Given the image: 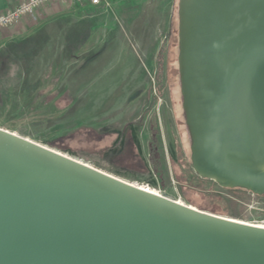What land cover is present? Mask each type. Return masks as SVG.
Listing matches in <instances>:
<instances>
[{
    "label": "water",
    "instance_id": "95a60500",
    "mask_svg": "<svg viewBox=\"0 0 264 264\" xmlns=\"http://www.w3.org/2000/svg\"><path fill=\"white\" fill-rule=\"evenodd\" d=\"M176 15L191 168L264 194V0H177ZM0 264H264V226L0 127Z\"/></svg>",
    "mask_w": 264,
    "mask_h": 264
},
{
    "label": "rangeland",
    "instance_id": "374dc122",
    "mask_svg": "<svg viewBox=\"0 0 264 264\" xmlns=\"http://www.w3.org/2000/svg\"><path fill=\"white\" fill-rule=\"evenodd\" d=\"M65 14L55 30L42 33L36 49L32 41L9 44L15 54L6 57L17 65L13 76L0 78V127L169 198L264 224V194L220 187L191 168L178 85L176 1L110 0L105 9ZM3 58L0 53V63ZM133 87L142 102L136 140L106 131L112 118H102ZM147 90L150 102L143 100Z\"/></svg>",
    "mask_w": 264,
    "mask_h": 264
},
{
    "label": "crops",
    "instance_id": "0c3cea01",
    "mask_svg": "<svg viewBox=\"0 0 264 264\" xmlns=\"http://www.w3.org/2000/svg\"><path fill=\"white\" fill-rule=\"evenodd\" d=\"M18 1L19 0H0V12L13 7L15 4H17ZM175 1L177 5V0ZM78 7L82 8L83 6H79L76 4L69 5L62 1H53L46 3L39 9V20L36 24H28L25 20H22L17 26L0 33V52L7 51L10 55L15 54V48H12V46H9V44L20 42L22 40L32 41L31 43L34 44L33 46L36 49L38 47V39L40 37L43 38L42 33L49 29L55 30L56 23H61L63 22L62 19L67 18L65 13H67L72 8ZM94 7L105 9L108 6L100 5ZM37 36L39 37L37 38Z\"/></svg>",
    "mask_w": 264,
    "mask_h": 264
},
{
    "label": "flooded vegetation",
    "instance_id": "af4514ba",
    "mask_svg": "<svg viewBox=\"0 0 264 264\" xmlns=\"http://www.w3.org/2000/svg\"><path fill=\"white\" fill-rule=\"evenodd\" d=\"M126 83L127 81L124 80L123 86H126L128 84ZM144 84L145 82H142L140 86L141 85L143 86ZM146 85L148 86V88L150 87V84H146ZM146 93H147L145 94L146 97L143 98V100L146 99L145 100L146 102H150L151 101L150 99H152L150 90H147ZM125 99L117 100L116 101L117 104L113 108H111L112 105H110L109 108L107 107V109H105L104 112H108V110H111L110 111L111 113L110 112L105 113L106 115H104L102 118H105V117L106 119L112 118L111 121L106 123V128H105L106 131L109 130L110 132L117 133V134L128 133L130 138L133 140V137L134 139L137 138V134L139 133L138 132L139 130L136 129V114L135 113L139 111L140 104H142L140 99L136 100L137 99L136 98V87L132 88V90L130 91V95L128 93V95L125 96ZM115 118L117 119L116 121H115ZM183 123H184V119H183ZM183 125L187 133L186 126L185 124Z\"/></svg>",
    "mask_w": 264,
    "mask_h": 264
},
{
    "label": "built area",
    "instance_id": "2783aa9c",
    "mask_svg": "<svg viewBox=\"0 0 264 264\" xmlns=\"http://www.w3.org/2000/svg\"><path fill=\"white\" fill-rule=\"evenodd\" d=\"M62 1L69 5L108 6L110 0H19L13 7L0 12V33L17 26L22 20L36 24L39 20V9L46 3ZM263 226L264 224H256Z\"/></svg>",
    "mask_w": 264,
    "mask_h": 264
},
{
    "label": "trees",
    "instance_id": "16d2710c",
    "mask_svg": "<svg viewBox=\"0 0 264 264\" xmlns=\"http://www.w3.org/2000/svg\"><path fill=\"white\" fill-rule=\"evenodd\" d=\"M176 7H177V5H176ZM26 41H28V40H26ZM0 53H2V56L4 57L2 59V61H1V63H0V78L3 79V78H8V77L13 76L15 74V72L11 71V69H12L13 65H17V64L10 57H6L7 55H10L7 51L0 52ZM26 77H28V74H25V78ZM233 189H242V188L235 187ZM243 190H245V189H243ZM255 195L256 196H260V195H257V194H255Z\"/></svg>",
    "mask_w": 264,
    "mask_h": 264
},
{
    "label": "bare ground",
    "instance_id": "6f19581e",
    "mask_svg": "<svg viewBox=\"0 0 264 264\" xmlns=\"http://www.w3.org/2000/svg\"><path fill=\"white\" fill-rule=\"evenodd\" d=\"M142 187H145V188H147V189H150V190H153V191H156L155 189H152V188H149V187H146V186H143V185H141ZM156 192H158V191H156ZM178 202H181V203H183L181 200H177ZM245 222V221H244ZM264 226V225H263Z\"/></svg>",
    "mask_w": 264,
    "mask_h": 264
}]
</instances>
